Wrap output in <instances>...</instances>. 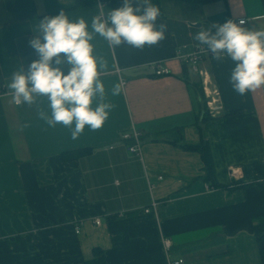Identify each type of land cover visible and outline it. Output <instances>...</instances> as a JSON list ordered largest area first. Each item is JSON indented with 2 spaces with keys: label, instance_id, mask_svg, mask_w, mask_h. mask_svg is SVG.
Masks as SVG:
<instances>
[{
  "label": "crops",
  "instance_id": "0c3cea01",
  "mask_svg": "<svg viewBox=\"0 0 264 264\" xmlns=\"http://www.w3.org/2000/svg\"><path fill=\"white\" fill-rule=\"evenodd\" d=\"M76 1L0 0V264H85L95 249L105 264H264V239L252 230L264 214V86L236 93L226 57L195 68L177 59L200 44L201 28L237 18L264 28V0H155L164 35L142 48L94 35L106 65L99 78L120 93L106 94L102 127L73 140L41 115L46 98L17 106L7 84L37 58L28 41L38 18L63 11L90 23L99 3H122ZM154 62L169 73L154 75ZM131 127L142 134L139 153L121 138ZM201 142L222 187L205 180L200 152L182 146Z\"/></svg>",
  "mask_w": 264,
  "mask_h": 264
},
{
  "label": "clouds",
  "instance_id": "9594fccd",
  "mask_svg": "<svg viewBox=\"0 0 264 264\" xmlns=\"http://www.w3.org/2000/svg\"><path fill=\"white\" fill-rule=\"evenodd\" d=\"M159 15L151 0H122L93 15L90 23L81 17L70 19L63 11L38 18L28 41L37 58L28 63L27 70L21 67L13 72L7 84L11 102L31 105L37 97L46 98L49 114L41 115L49 126L67 127L73 140L85 126L89 130L102 127L112 107L105 96H117L120 85L113 83L106 93L99 78L105 60L93 52L94 35L109 46L153 45L164 35V26H157ZM213 27L214 32L201 28L193 39L205 45L216 61L226 57L232 62L228 74L232 89L244 95L264 86V28L245 27L233 19Z\"/></svg>",
  "mask_w": 264,
  "mask_h": 264
},
{
  "label": "built area",
  "instance_id": "2783aa9c",
  "mask_svg": "<svg viewBox=\"0 0 264 264\" xmlns=\"http://www.w3.org/2000/svg\"><path fill=\"white\" fill-rule=\"evenodd\" d=\"M109 8L105 7L102 3H99L98 5V13L106 12ZM235 21H241L243 24H245L246 19L245 18H237L233 19ZM213 55L207 51V48L205 45L202 44H197L193 47V49L189 53H179L177 54V59L186 64H190L192 66L197 65L199 61H201L203 58H209L212 57ZM151 68L153 70L154 75H162V74H168L169 69L164 66L161 62H154L151 64ZM121 83L124 84V80L121 79ZM141 132L136 130L135 128L131 127L128 131L123 132L121 135V138L123 140H128L130 141L128 145V150L131 152L139 153L140 152V145H141ZM156 202H152L151 206L154 207ZM145 211H148V209H145ZM99 219L95 218L94 223L99 224ZM80 231V227L76 226L75 227V232L78 233ZM163 247L164 249H168L170 246V240L168 238H164L163 240ZM181 262V260H177L173 262V264H178Z\"/></svg>",
  "mask_w": 264,
  "mask_h": 264
},
{
  "label": "trees",
  "instance_id": "16d2710c",
  "mask_svg": "<svg viewBox=\"0 0 264 264\" xmlns=\"http://www.w3.org/2000/svg\"><path fill=\"white\" fill-rule=\"evenodd\" d=\"M155 0H151V2H154ZM185 1H191V2H199V3H208V2H212L215 0H185ZM80 0L76 1V5L78 6L80 3ZM205 117V116H203ZM184 148L187 149H192V150H196L199 151L201 154V158L204 162L205 165V169H206V176H205V180L209 181L212 183L213 187L215 188H219L222 187L220 184H218L213 177V164H212V158L210 155V151L209 148L207 146V144L205 142H201L199 144L196 145H182ZM88 149L84 148L81 150H77L76 153L78 152H86ZM257 187L259 189V193H260V197H261V201L263 203V208H264V182H258ZM252 230H253V235L256 238L257 241L263 240L264 239V214L263 217L261 219H259L257 222H255L252 226ZM95 257L93 260H89L84 262L85 264H105L103 261V253L102 250H98L95 249ZM97 255V256H96ZM26 263V262H25ZM24 263V264H25Z\"/></svg>",
  "mask_w": 264,
  "mask_h": 264
}]
</instances>
